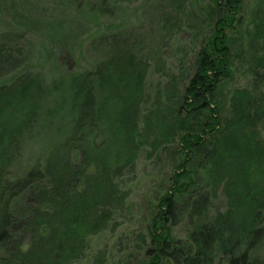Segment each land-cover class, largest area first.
Here are the masks:
<instances>
[{
  "label": "rangeland",
  "instance_id": "1",
  "mask_svg": "<svg viewBox=\"0 0 264 264\" xmlns=\"http://www.w3.org/2000/svg\"><path fill=\"white\" fill-rule=\"evenodd\" d=\"M106 1L110 8L97 13V7L91 10L92 4H102L103 0H0V87L21 75L36 74L44 91L36 120L26 128L18 126L15 112L20 110L14 105H7L8 114H0V137L9 130L21 133L22 165L47 156L59 132L66 133L67 121L59 124L57 111L61 117L67 113L68 120L72 118L74 78L91 72L96 64L97 69L113 65L126 81L124 94L119 91L121 84L111 85L106 79L97 82L101 92L111 98L101 116L98 140L105 136L112 141L126 138L136 124L145 130H140L142 143L135 150L133 162L115 170L113 182L105 185L101 200L106 201H97V212L102 204L108 209L104 212L105 227L97 231L92 227L83 242L80 237V242L72 237L61 250L55 245L51 256L53 249L38 240L28 264H172L165 258L156 261L150 252L155 246V218L161 199L171 190L173 173L185 158L177 133L181 130H177L171 110L180 106L179 94L194 76L201 52L211 49L209 39L221 18L229 20L222 29L233 55L229 75L222 82L221 117H231L239 105L234 104L233 96L247 91L255 102L252 112L256 108L259 114L244 132L249 138L251 130L255 131V139L264 145V0H237L233 14L226 12V0H219L216 8L212 0ZM63 45L75 52L76 67L59 64ZM57 65L67 78L61 90L53 83L59 76ZM140 75L139 99L132 102L138 86H133L132 79L136 84ZM124 114L126 119H122ZM52 120L54 124L48 122ZM119 122L123 123L122 132ZM238 138L239 132L226 136L224 146H220L218 154H225V161H229L227 154L234 150ZM206 159L196 164V171L190 175L194 185L187 193L189 204L184 203L187 194H180L182 218L168 223L170 235L176 239H187L195 223L230 207L231 196L225 188L228 178L211 173ZM238 169L235 179L241 185L251 180L255 187L264 178V161L255 171L251 169V174L241 171L242 165ZM93 213L80 225L91 222ZM259 254L264 258V246Z\"/></svg>",
  "mask_w": 264,
  "mask_h": 264
},
{
  "label": "trees",
  "instance_id": "2",
  "mask_svg": "<svg viewBox=\"0 0 264 264\" xmlns=\"http://www.w3.org/2000/svg\"><path fill=\"white\" fill-rule=\"evenodd\" d=\"M212 1L213 8L220 4L219 0ZM106 2L103 0L100 6L93 3L91 10L97 7V13L105 12L110 8ZM237 2H223L226 12L233 14L232 8H236ZM228 22L227 18L218 21L215 34L209 39L208 47L211 49L201 52L194 76L179 94L180 106L171 110L177 130H181L177 133L185 158L174 171L173 186L161 199L160 211L156 214L155 246L150 249L156 261L165 258L172 264H264V258L259 254L264 246V178L255 187L249 183L251 180L241 185L235 179L241 165V171L248 173L263 164L262 140L255 139L253 130L249 138L244 132L251 122L254 123L259 110L255 108L252 112L253 97L247 91H239L233 96L234 104L239 103L238 108L231 117H221L222 82L229 75L233 56L227 44L228 36L222 29ZM61 50L64 54L60 55L59 64L76 67L78 59L75 52L68 45H63ZM113 68L108 64L97 69L96 64L91 72L75 76L72 118L68 120L67 113L61 117L56 110L60 118L58 123L67 121L65 129L68 132H59L58 139L50 143L47 156H39L31 164L22 165L21 133L9 130L0 137V264H28L35 254L34 245L38 240L48 243L51 249L56 245L61 250L66 245L63 243L72 237L77 241L80 237L83 242V237L91 232L92 227L95 231L105 227L107 213L104 212L108 209L102 204L97 212V201H106L101 200L106 193L105 185L113 182L115 170L133 162L135 150L142 143L140 130H144L136 124L126 138L112 141L111 137L105 136L98 140L102 129L101 116L104 110L107 111L111 98L109 93L101 92L97 82L106 79L111 85L121 84L119 91L124 94V76ZM57 69L59 76L53 83L61 90L67 78L61 66ZM141 78L142 75L136 84L132 79L133 86L138 84L137 91L131 96L132 102L139 99ZM36 79H39L36 74L21 75L0 87V114H8L5 112L7 105H14L13 108L20 110L15 112L20 128L32 124L41 107L44 91ZM28 107L30 110L25 112ZM126 117L124 114L122 119ZM48 122L54 124L53 120ZM119 123L122 132L123 123ZM236 132L241 135L240 141L233 148V144L227 145L234 150H230L231 154L228 152L230 159L225 161L226 155L218 152H221L226 136ZM138 133L139 136L136 135ZM203 158L206 161L209 158L210 171L217 178H228L225 188L231 196L230 207L195 223L187 239H176L170 235L167 226L182 218L180 194H187L193 188L194 179L190 175ZM189 197L187 194L185 204H189ZM91 212H94L91 222L81 226L80 221ZM97 217L101 219L98 221ZM53 253L54 249L50 256Z\"/></svg>",
  "mask_w": 264,
  "mask_h": 264
}]
</instances>
